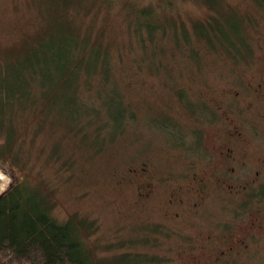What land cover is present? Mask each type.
Listing matches in <instances>:
<instances>
[{
	"label": "rangeland",
	"instance_id": "374dc122",
	"mask_svg": "<svg viewBox=\"0 0 264 264\" xmlns=\"http://www.w3.org/2000/svg\"><path fill=\"white\" fill-rule=\"evenodd\" d=\"M228 10L232 12L228 13ZM150 12H152L151 19L166 25L170 32H181L184 28L191 31L194 37L192 43L199 47L196 51L197 57L188 52L187 55L183 53V48L187 44L183 35L179 41H174L180 50H176V53L173 51L175 59L169 74L167 68L165 70L161 65H156L160 63L158 60L164 59L165 56L162 52L156 54L153 61L155 66L146 76L147 87L138 97L145 106L134 120L143 121V124L139 122L136 128L139 130L136 132L137 135L132 138V130L125 139L116 142L112 152L109 149V153L100 157L95 165L87 168L85 172L56 170L53 166L52 155L57 136L53 134L51 120L46 121L47 125L42 128L43 122L37 126L33 132L35 141L31 140L33 133L22 132L24 144L21 143L23 154L20 151V158L19 123L22 122L33 128L39 120L26 114L19 118V111L13 117L7 107H3L4 110L0 107V168L10 177L7 179V184L0 183V193L3 192L2 186L6 187L12 181L11 169L4 165L12 164L15 169L13 172L23 185V192L35 197L50 196L54 215L60 220L70 218L75 221L83 219L87 222L83 238L97 263L98 259L102 264L114 262L117 257L115 246L118 249L122 247L120 241L116 242L112 239L110 243V240L115 231L118 235L121 227L128 226V221L125 219L128 214L132 212L131 215H135L134 210L144 211L146 207L145 210L151 213L150 217L154 220L159 215V207L167 204L171 199L174 205L179 207L177 188L181 183L180 170H190L189 165L195 170L210 168L207 161L209 152L208 154L198 152L195 147L191 149V145L197 140H200V144L209 145L211 133H215L213 130L217 126L211 121L212 113L217 114V122L220 121L223 126L227 124L224 114H231V123L239 125L234 129L244 134L246 143L243 148L253 160L251 164L254 166L256 155L264 150L263 143L259 148L253 136V130L261 125L258 122V115L255 114L258 100L254 94L242 97L237 91H241L251 81L254 83L260 81L261 73L264 71L258 61L260 58L264 59V0H0V68L11 67L19 61V56L22 58L28 55L37 41H42L44 46H48L52 43L53 37L48 38L51 35L71 42L72 37L76 38L79 33L85 32H89L93 39L91 45H97L100 41L106 43L114 55L118 53L117 48L108 42L111 41V36L117 34V38L126 47L124 50L126 53L122 54L125 63L136 61L141 57L140 54L145 56L142 59L145 61L148 57L152 58V48L157 46L148 38L145 42L134 38V42L126 40L131 32L126 34L125 28L129 20L139 18L144 21ZM234 12L239 15L248 12L251 18L254 17L248 26L242 27L245 37L248 35L251 38L247 37L251 49L247 55L253 53L249 58L251 63L247 64L243 68L242 75L238 74V76L234 69H239L240 64L234 63L235 59L231 57L232 51L226 50L220 41H213L212 38H210L212 45H206L209 44L207 39L199 46L200 41L195 34L196 30L194 31L196 24L206 22L208 19L211 20L209 28H212L213 23L215 24L213 28H216L217 22H225L227 16H232ZM254 15L257 17L255 18ZM234 16L237 17L236 14ZM164 42L163 48L173 50V45L169 41ZM167 74L168 82L163 81V85L160 84V80L166 78ZM169 75L172 78L169 79ZM174 85L172 90L171 86ZM228 90L232 92L230 96L227 95ZM150 97L159 100L156 109L153 108ZM178 97L183 99L180 100ZM222 98L229 101L228 108L223 106L218 109L216 106H221ZM188 108L192 110L194 108L195 115H191ZM153 117L170 119L169 121L174 122L176 127L170 132L155 127L150 122ZM13 123L18 127L14 132L11 130ZM176 138L181 140L182 145L175 143ZM256 138L258 141H263L257 134ZM3 154L14 155L15 161L6 156L1 157ZM83 156L85 154L79 155V157ZM238 161L236 177H232L234 182H239V177L255 178L257 182H264V175L262 180H259L255 170L242 169V160L239 157ZM146 183L152 186L148 194L147 191L143 192L146 188H140V185ZM79 184H81L80 188ZM259 187L261 183H256L251 192V195L257 198L248 197L247 202L234 197L233 193L226 194L222 190H216L213 200L208 202V205L195 207L197 209L195 216L188 215L191 216L190 224L197 223L195 226L189 224L186 229H180L175 225L179 220L182 221V218L178 220L171 216L168 220L172 219L174 232L170 230V236L162 234L164 231L169 233L167 230L159 232L165 245L162 246L157 241L154 249L156 251L149 253L154 256L151 258L156 260H150L151 262L148 260L147 263L190 264V254H198L201 262L209 261V255L206 256L202 249H196L197 243L202 244V233L206 235L210 230L217 231L226 227H232L233 232L237 228L236 233L242 230L243 226H249L255 218L258 221L259 216L263 215L258 221L259 229L251 231L246 241L241 246H237L241 249L235 250L231 255L220 254L222 258L217 260L216 264H264V233L260 235L262 231L264 232V202L254 194ZM149 205H155L154 213ZM141 214L144 216L143 212ZM159 216L162 218L161 215ZM185 216L186 213H183L182 217ZM122 219L127 221L126 224H121ZM183 231L191 237L196 231L197 234L187 245L182 256L180 237ZM224 231L217 233L218 237L222 236L215 242L219 248L229 243H223ZM226 234H231V230H226ZM166 245H170V248L165 247ZM133 247V250H137L136 246ZM245 249L246 254L240 253Z\"/></svg>",
	"mask_w": 264,
	"mask_h": 264
},
{
	"label": "trees",
	"instance_id": "16d2710c",
	"mask_svg": "<svg viewBox=\"0 0 264 264\" xmlns=\"http://www.w3.org/2000/svg\"><path fill=\"white\" fill-rule=\"evenodd\" d=\"M230 12L232 10H228V13ZM151 14L152 12L148 13L144 21L139 18L134 19L135 21L129 20L125 28L126 34L131 32L126 40L132 41L134 38L145 42L148 38L157 46L152 48V58L147 56L148 59L145 61L142 60L145 56L140 54L141 57L136 61L125 63L122 54L126 53L124 52L126 47L117 38V34L114 35L115 33H112L114 36H111L108 44H114L120 55L118 53L114 55L109 45L101 41L97 45H91L93 39L89 32H85L79 33L76 38L72 37L71 42L51 35L48 38L53 37L52 43L48 46H44L42 41H37L28 55L22 58L19 56V61L11 67L0 68L1 110L7 107L13 117L19 111V118L26 114L39 120L33 128L19 123L20 158L24 144L22 132L30 131L32 134L39 124L43 122L42 128L47 125L46 121L50 120L53 134L57 136L52 155L56 170H82L83 173L87 168L94 166L100 157L109 153V149L112 152L116 142L125 139L132 130V138L137 135L136 132L139 130L136 128L139 122L143 124V121L134 120L145 106L138 97L147 87L146 76L155 66L153 61L156 54L162 52L165 56L164 59L158 60L160 63L156 65L168 69L169 74L176 50H180L174 41H179L183 35L187 42L183 53L185 55L190 53L195 58L199 48L192 43L194 37L191 31L184 28L181 32H170L166 25L156 22L157 20L153 21ZM242 22V15L234 12L232 16H227L225 22H217L216 28H213L214 23L212 28H209L210 19L196 24L194 31H197L195 34L198 35L199 46L207 39L209 44H205L212 45L210 38L214 41L213 37L227 38L230 41V35L240 29L239 25H242ZM232 23H235L234 26ZM165 40L173 45V50L163 48ZM229 48L227 47L228 50ZM198 63L200 65V60ZM168 74L166 78L160 80V84L163 85V81L168 82ZM170 78L172 77L169 75ZM174 87L175 85L171 86L172 90ZM179 95L183 97L182 93ZM151 100L153 108L156 109L159 100L153 98ZM187 110L191 115H195L194 108ZM169 120L153 117L150 122L155 127L170 132L176 125ZM16 127L13 123L11 130L14 132ZM34 136L33 133L32 141H35ZM176 139L175 143L182 145L181 140ZM199 143L200 140H197L195 145L192 144L194 146L191 145V149L198 147ZM110 145L112 147H109ZM132 145L135 147L133 141ZM8 146L10 147L9 144ZM80 154L85 156L79 157ZM4 156L15 161L14 155L3 154L1 157ZM9 165L4 166L11 169L12 183L0 193V264H102L99 259L97 263L95 257H92L83 238L87 222L83 219L75 221L70 218L60 220L54 215L50 196L35 197L23 192V185L13 172L15 170L13 165ZM78 186L80 188L81 184ZM140 188H146L143 192L147 191L148 194L152 186L146 183L140 185ZM154 206L149 205L152 211ZM145 208L144 211L134 210L135 215H131L132 212L128 214L125 219L129 227H121L119 231L117 230L118 235L115 231L111 238L110 243L114 239L116 242L120 241L122 247L118 249L115 246L117 254L115 264H151V261H155V258H151L154 256L149 253L156 251L154 249L157 241L162 246L165 245L162 234L170 236V230L174 232L172 219H168L171 216L177 219L182 211L181 205L177 207L171 199L158 209L162 218L155 214L157 218L152 220L151 213L149 214ZM127 221L122 219L121 224H126ZM161 230H167L169 233L164 231L160 235ZM133 246H136L137 250H133ZM149 247L153 248L151 252L148 251ZM166 247L170 248V245ZM119 250L121 251L118 252ZM148 260L151 261L147 263Z\"/></svg>",
	"mask_w": 264,
	"mask_h": 264
},
{
	"label": "flooded vegetation",
	"instance_id": "af4514ba",
	"mask_svg": "<svg viewBox=\"0 0 264 264\" xmlns=\"http://www.w3.org/2000/svg\"><path fill=\"white\" fill-rule=\"evenodd\" d=\"M255 16V15H254ZM257 16H255L256 18ZM260 15L258 16L259 19ZM253 18H251L250 13L246 12L245 14L242 15V25H239L240 29L237 30L235 33H232L230 35V41H228L227 38H218L214 40L220 41L222 45L224 46L226 50L227 47H230L229 50L232 51L234 57L235 64H240L239 69H234L235 72L238 74L243 73V68L247 64H250L251 60L249 59L253 53L247 55V52L250 51L251 49L249 48V39L250 37H245L242 29L244 26H248L252 21ZM235 23H232L234 26ZM251 39V38H250ZM233 45V46H232ZM260 63V67L264 68V59L262 58L258 59ZM262 77L260 81L258 82H253L251 81L250 84H246L245 88H243L239 92V95L243 97V95L247 94H254L255 97L258 100V107L255 111V114L258 115V122L261 123L260 127L257 126L255 130H253V136L255 137V144L260 148L262 143L264 147V137H263V131H264V71H262ZM240 75V77H241ZM242 79V77H241ZM249 79V78H248ZM242 82V80H241ZM243 87V84L241 88ZM225 90V89H224ZM231 91H227V95H231ZM239 97V96H238ZM237 97V98H238ZM243 99V98H242ZM223 103L221 106H216V108L221 109L223 106L225 108H228L227 104L229 101L225 100L222 98ZM217 114L212 113V118L211 121L216 124V128L213 130L211 133L212 136L209 141V145L205 146L203 143L195 146V150L197 149L198 152L201 153H207L209 152L207 161L209 163L210 168L207 170H195L192 169L191 166L190 170H180V177L179 180L181 183L178 185L177 188V197L180 199L179 203L181 205L182 211L178 215L177 219H181L182 221L179 220L178 224H175L178 226L180 229H186L190 225H196L197 222L194 224L191 223V216L188 217V215L195 216V211H197L196 208H201L204 205H208L207 203L213 200V197L215 196V191L216 190H222L226 192V194H232L234 197H239L243 199V202L249 201L247 198L248 197H254L257 198L254 195H251L253 187L256 185V183H261V187H259L254 194H256L262 201L264 202V182H257L255 181V178H247V177H239V182H234L233 181V176L234 178L236 177L237 170H236V164H239L238 157L242 163V169L244 170H255L256 175L259 176V180H262L263 175H264V150H261L263 155L261 154V151L256 155L255 159L256 162L253 166L251 162L253 161L248 152L243 148V145L246 143V139L243 137L244 134L241 132H238L234 129V127H239V125L231 123V114L230 113H225V121H227V124L225 126L222 125L220 121L217 122ZM199 120H197L198 123ZM251 121V120H250ZM229 123V124H228ZM198 125V124H197ZM221 129H218V128ZM256 134L261 136L263 141H258L256 138ZM195 145V144H194ZM193 145V146H194ZM217 155V157H215ZM219 155V158H218ZM251 175V174H248ZM218 188V189H217ZM225 194V193H224ZM185 196V197H183ZM261 201V202H262ZM194 211V212H192ZM242 213H245L244 210H241ZM183 213H186L185 217L183 216ZM263 217V215L259 216L258 221ZM195 217V221H196ZM200 221V220H199ZM202 221V220H201ZM257 218L252 220L249 224V226H243V229L240 230L239 232L235 231L233 232L232 227L217 231H209L206 232L205 234H201L203 236L202 244L199 245L194 239V242L196 244V249H202L204 254L209 255V261H203L206 262V264H216V261L221 259L220 254L224 255H231L235 250L241 249L237 248V246H241L243 242L246 241L247 237L249 236L250 232L253 230H258L259 225H258ZM228 223V221L226 222ZM190 224V225H189ZM187 226V227H186ZM198 229V226H197ZM208 229V228H207ZM206 230V229H205ZM226 230H231V234L227 235ZM223 236L225 237L223 243H228V245L221 246L219 248V245H216L215 242L217 239L222 238L220 235L218 237L217 233L223 232ZM235 233L234 237L232 238L231 241L230 238L232 235ZM264 232L262 231L260 235H262ZM197 231L195 234L191 236H188L184 233L181 234V239H182V246L180 247V254L183 256L185 253V248L187 245H189L193 238L196 236ZM192 243V245L194 244ZM248 244L246 243V247ZM166 247V246H165ZM195 247V245H194ZM153 250L152 247H149L148 251L151 252ZM220 250V251H219ZM243 254H246V249L243 250ZM190 264H201V259L199 258L198 254H190ZM219 264V263H218Z\"/></svg>",
	"mask_w": 264,
	"mask_h": 264
},
{
	"label": "bare ground",
	"instance_id": "6f19581e",
	"mask_svg": "<svg viewBox=\"0 0 264 264\" xmlns=\"http://www.w3.org/2000/svg\"><path fill=\"white\" fill-rule=\"evenodd\" d=\"M137 245V244H136Z\"/></svg>",
	"mask_w": 264,
	"mask_h": 264
}]
</instances>
